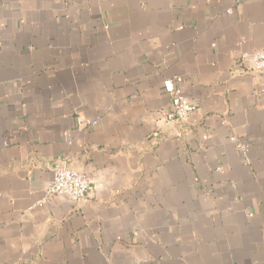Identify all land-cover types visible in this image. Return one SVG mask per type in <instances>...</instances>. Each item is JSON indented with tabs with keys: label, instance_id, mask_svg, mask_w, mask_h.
<instances>
[{
	"label": "crops",
	"instance_id": "0c3cea01",
	"mask_svg": "<svg viewBox=\"0 0 264 264\" xmlns=\"http://www.w3.org/2000/svg\"><path fill=\"white\" fill-rule=\"evenodd\" d=\"M262 49L264 0H0V264H264Z\"/></svg>",
	"mask_w": 264,
	"mask_h": 264
},
{
	"label": "built area",
	"instance_id": "2783aa9c",
	"mask_svg": "<svg viewBox=\"0 0 264 264\" xmlns=\"http://www.w3.org/2000/svg\"><path fill=\"white\" fill-rule=\"evenodd\" d=\"M249 56L252 62L251 68L256 72L264 71V49L255 51ZM180 81L179 76L163 81L164 93L171 95L170 109L162 118L165 122L185 121L194 109L192 101L184 97L177 87ZM93 123L94 121H88V124ZM89 189L88 179L84 173L68 165H62L55 169L52 178L43 185L44 195L36 204H44L51 196H65L70 201L78 203L86 200Z\"/></svg>",
	"mask_w": 264,
	"mask_h": 264
}]
</instances>
